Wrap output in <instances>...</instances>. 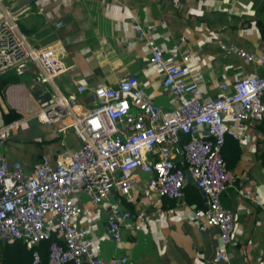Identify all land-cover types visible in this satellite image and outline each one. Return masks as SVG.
<instances>
[{
    "label": "built area",
    "instance_id": "obj_1",
    "mask_svg": "<svg viewBox=\"0 0 264 264\" xmlns=\"http://www.w3.org/2000/svg\"><path fill=\"white\" fill-rule=\"evenodd\" d=\"M4 1L0 0V75L11 70L23 75L33 64L32 90L50 95L49 100L37 99L36 118L54 127V134L72 130L79 146L71 149L63 136L61 147L43 154L30 170L21 160L0 152V264L1 243L15 241H23L31 250L32 264H126L129 254L105 261L92 249L90 229L80 220L84 208L79 195L102 208L108 231L120 242L123 226L132 216L122 208L121 198H133L139 173L149 175L148 194L180 202L186 195L184 166L206 198V208L196 209L192 219L203 231L219 229L222 244L215 260L230 264L237 219L223 205L221 194L234 185L236 175L223 148L227 133L249 138L264 113V54L227 48L260 65L263 72L222 82L218 96L208 97L200 79L187 78L189 63L180 62L173 49L166 53L155 32L133 17L134 29L148 45L150 64L162 75L172 106L155 104L134 74L115 85L82 84L67 94L55 82L63 68L58 47L36 48L20 27L22 11L9 9ZM84 93L92 95L94 105L82 111L79 95ZM24 121L0 123V143L10 142ZM239 192L261 203L251 190ZM43 242L48 244L46 260L40 248Z\"/></svg>",
    "mask_w": 264,
    "mask_h": 264
},
{
    "label": "crops",
    "instance_id": "obj_2",
    "mask_svg": "<svg viewBox=\"0 0 264 264\" xmlns=\"http://www.w3.org/2000/svg\"><path fill=\"white\" fill-rule=\"evenodd\" d=\"M19 14L21 29L36 48L58 47L63 68L55 78L69 94L79 85H115L134 74L155 104L172 106L162 75L150 64L147 43L138 38L133 17L155 32L157 43L180 62L190 65L188 79H200L208 97H217L222 82L263 72L227 48L236 46L255 55L264 54V0H5ZM63 20L61 26L56 24ZM33 64L23 75L11 70L0 75V123L25 120L1 153L21 160L28 170L43 154L61 147L63 136L71 149L79 140L68 129L53 133L52 126L35 116ZM82 111L94 105L90 93L79 95ZM226 163L236 175L234 185L221 194L223 205L234 211L237 222L230 264H264V113L247 139L227 133ZM180 158V156H179ZM149 175L139 173L133 198H121L132 212L116 241L108 231L107 215L90 198L80 196L81 223L93 237L92 249L105 261L129 254L126 264H227L216 261L222 240L217 227L203 231L192 217L206 208L203 191L187 181L185 198L178 202L156 199L145 191ZM240 189L259 195L261 203L241 196Z\"/></svg>",
    "mask_w": 264,
    "mask_h": 264
},
{
    "label": "trees",
    "instance_id": "obj_3",
    "mask_svg": "<svg viewBox=\"0 0 264 264\" xmlns=\"http://www.w3.org/2000/svg\"><path fill=\"white\" fill-rule=\"evenodd\" d=\"M231 136L226 135V141L223 148V154L225 157V147L228 138ZM186 141V139H184ZM180 164V162H178ZM187 170V166H184ZM47 242H43L40 246L43 258H47ZM1 264H32V252L27 248L23 241H15L12 243L2 242L1 243Z\"/></svg>",
    "mask_w": 264,
    "mask_h": 264
},
{
    "label": "water",
    "instance_id": "obj_4",
    "mask_svg": "<svg viewBox=\"0 0 264 264\" xmlns=\"http://www.w3.org/2000/svg\"><path fill=\"white\" fill-rule=\"evenodd\" d=\"M33 96L35 98H37V99L38 98H41L43 100H49L50 99L49 93H43L42 89H37V90L33 91ZM180 158H182V157H180ZM186 176H187V181L189 183H194L195 184V182H194L189 170H186Z\"/></svg>",
    "mask_w": 264,
    "mask_h": 264
},
{
    "label": "rangeland",
    "instance_id": "obj_5",
    "mask_svg": "<svg viewBox=\"0 0 264 264\" xmlns=\"http://www.w3.org/2000/svg\"><path fill=\"white\" fill-rule=\"evenodd\" d=\"M2 147H3V146L0 147L1 150L3 149Z\"/></svg>",
    "mask_w": 264,
    "mask_h": 264
}]
</instances>
